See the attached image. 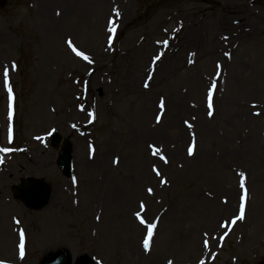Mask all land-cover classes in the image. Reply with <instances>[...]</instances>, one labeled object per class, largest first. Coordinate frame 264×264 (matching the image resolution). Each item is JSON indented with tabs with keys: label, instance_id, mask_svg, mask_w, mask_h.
Instances as JSON below:
<instances>
[{
	"label": "rangeland",
	"instance_id": "obj_1",
	"mask_svg": "<svg viewBox=\"0 0 264 264\" xmlns=\"http://www.w3.org/2000/svg\"><path fill=\"white\" fill-rule=\"evenodd\" d=\"M194 21L169 54L173 68L135 77V62L163 51L149 45L175 46ZM254 86L264 89V0H8L0 264H39L65 247L95 264L264 262V102L253 103ZM55 132L71 138V179ZM27 176L51 184L45 207L12 193Z\"/></svg>",
	"mask_w": 264,
	"mask_h": 264
},
{
	"label": "water",
	"instance_id": "obj_2",
	"mask_svg": "<svg viewBox=\"0 0 264 264\" xmlns=\"http://www.w3.org/2000/svg\"><path fill=\"white\" fill-rule=\"evenodd\" d=\"M6 0H0V5ZM53 146L57 147L62 139L60 133L53 135ZM64 153L59 157L58 164L65 174L70 177L72 174V145L68 140L63 143ZM51 186L35 178L22 179L21 184L13 186L14 194L20 195L26 202L34 208L43 207L49 200ZM73 258L71 252L67 249L56 252L52 257L44 258L41 264H72ZM74 264H93L92 260L85 256V259L78 260Z\"/></svg>",
	"mask_w": 264,
	"mask_h": 264
},
{
	"label": "bare ground",
	"instance_id": "obj_3",
	"mask_svg": "<svg viewBox=\"0 0 264 264\" xmlns=\"http://www.w3.org/2000/svg\"><path fill=\"white\" fill-rule=\"evenodd\" d=\"M251 20L253 21L252 24H256V23L260 24L261 23L260 19L258 18V15L257 16L255 15V17H253ZM196 22L197 21H194L193 23L187 25L184 34H182L181 37L177 41L179 43L178 44L176 43L175 46L172 45V44H166L164 42V44H163L164 48H163L161 43L157 42V40H155L152 45H149L148 48L145 49V51H147V52H150V51L159 49V47H162L163 51L156 55V57L159 56L160 59L156 60L155 59L156 57L153 56V58L151 57V59L148 62V64L145 65L144 62H145L146 58H144L142 56V59L139 60L138 62H135V64H134L135 77L137 78V77H139V74L143 73L144 74V78H146L148 80L154 79V76H155L156 72L158 70H160L165 65L166 61H167V67H168L167 69L173 68L174 65H175V61H172V59L174 57L168 58L170 56L169 54L175 48H180L183 45H186L189 37L192 34L191 32L193 30V27H195ZM157 26H159L160 29H161V32L159 33V36L164 34L165 37H168L169 34H171V33H169V32H171V29H169L168 27H163L162 28L163 22L157 23ZM202 31L204 32V35L206 36L207 35V27L205 25L202 28ZM203 38H204V36H202L201 39H203ZM143 74H142V76H143ZM249 92L251 94L252 100L253 101L255 100L253 102L254 104H262L264 102V89L261 90L258 86H254V87H252L249 90Z\"/></svg>",
	"mask_w": 264,
	"mask_h": 264
},
{
	"label": "snow or ice",
	"instance_id": "obj_4",
	"mask_svg": "<svg viewBox=\"0 0 264 264\" xmlns=\"http://www.w3.org/2000/svg\"><path fill=\"white\" fill-rule=\"evenodd\" d=\"M110 31H114V29H110ZM225 39H226V37H225ZM67 43H68V46L70 48H72V51L75 52L77 56H81L85 60H88L89 59L86 55H84V53L76 50V48L73 46L71 40H69ZM165 43H166V41H165ZM155 59L156 60H159L160 57L157 56ZM12 67L15 68V65L13 64ZM3 76H4V86L8 89V92H9V101H11V99H12V95H11L12 89H11V86L9 84V79H8L9 72H8V69L7 68H5V71L3 73ZM213 87H214V85H213ZM160 107L163 108V101H161ZM211 107H212V105H211V93H209V108H211ZM9 108H11V104H9ZM258 114L259 113H257V115ZM89 115L92 116L93 113H89ZM209 115H211V112H209ZM9 119H11V112H9ZM157 122H159V118H157ZM7 151H9V149H7V148H0V152H7ZM156 151H158V150H156ZM156 151H154L153 154H156ZM188 154L189 155H192L193 154V147H189ZM161 159H165V158L163 156H161ZM165 162H167L166 159H165ZM157 174H159V173H157ZM240 175L243 176L244 174L241 173ZM241 187H243V182H241ZM148 191L151 192V189H149ZM141 207H143V205H141ZM137 216L139 217V213H137ZM237 219H243V207H241L240 216L237 217ZM17 223H18V221H17ZM141 223L143 224V223H145V221L141 219ZM155 227H156L155 224L148 225V236H147V238H145L143 240V246H144L145 250H147L149 248V241H150V239L152 237V234H153L152 233V229L155 228ZM207 244H208V242L205 241V246L206 247H207ZM20 247H21V256H23V254H24L23 253V233H21V245H20ZM169 264H171V262H169ZM201 264H203V261H201Z\"/></svg>",
	"mask_w": 264,
	"mask_h": 264
}]
</instances>
